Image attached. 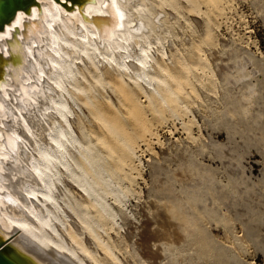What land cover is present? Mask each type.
I'll list each match as a JSON object with an SVG mask.
<instances>
[{
  "label": "rangeland",
  "instance_id": "rangeland-1",
  "mask_svg": "<svg viewBox=\"0 0 264 264\" xmlns=\"http://www.w3.org/2000/svg\"><path fill=\"white\" fill-rule=\"evenodd\" d=\"M150 3L167 14L160 51L151 53L152 69L165 61L160 81L138 84L130 71L118 77L100 62L77 64L127 151L126 165L111 171L122 195L116 216L99 230L120 264H264V0ZM114 78L135 95L133 108ZM74 98V133L82 136L83 123L106 163L89 132L98 123ZM166 205L199 217L195 231L170 245L160 238Z\"/></svg>",
  "mask_w": 264,
  "mask_h": 264
},
{
  "label": "bare ground",
  "instance_id": "bare-ground-1",
  "mask_svg": "<svg viewBox=\"0 0 264 264\" xmlns=\"http://www.w3.org/2000/svg\"><path fill=\"white\" fill-rule=\"evenodd\" d=\"M150 2L83 0L66 6L35 0L0 29V242L24 264H104L98 250L110 264H120L99 226L116 216L122 195L111 171L126 165L127 151L109 106L88 95L77 64L100 62L118 77L130 71L138 84L160 81L165 61L152 69L151 53L155 46L160 51L158 31L167 14ZM112 81L124 107L133 108L135 95L119 78ZM69 97L84 103L98 123L89 132L106 152V163L83 123L82 136L74 133ZM163 216L160 238L168 245L195 231L199 218L172 205Z\"/></svg>",
  "mask_w": 264,
  "mask_h": 264
},
{
  "label": "water",
  "instance_id": "water-1",
  "mask_svg": "<svg viewBox=\"0 0 264 264\" xmlns=\"http://www.w3.org/2000/svg\"><path fill=\"white\" fill-rule=\"evenodd\" d=\"M63 5L70 6L79 4L83 0H55ZM71 3L67 5V2ZM35 0H0V29L5 24L10 22L18 9H27ZM9 238V237H8ZM0 242V264H24L22 260H19L13 253L10 252L9 247L4 243Z\"/></svg>",
  "mask_w": 264,
  "mask_h": 264
},
{
  "label": "snow or ice",
  "instance_id": "snow-or-ice-1",
  "mask_svg": "<svg viewBox=\"0 0 264 264\" xmlns=\"http://www.w3.org/2000/svg\"><path fill=\"white\" fill-rule=\"evenodd\" d=\"M119 15H120V18L123 19V14L122 13H119Z\"/></svg>",
  "mask_w": 264,
  "mask_h": 264
}]
</instances>
